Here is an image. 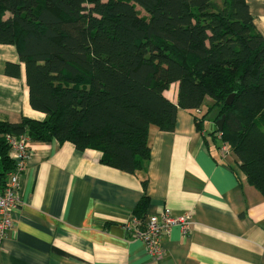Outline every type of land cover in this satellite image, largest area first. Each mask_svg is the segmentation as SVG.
Listing matches in <instances>:
<instances>
[{
  "label": "trees",
  "instance_id": "16d2710c",
  "mask_svg": "<svg viewBox=\"0 0 264 264\" xmlns=\"http://www.w3.org/2000/svg\"><path fill=\"white\" fill-rule=\"evenodd\" d=\"M0 45L20 62L3 73L19 78L23 64L29 105L44 114L0 121V191L15 171L9 137L96 150L101 164L139 175L150 127L172 132L178 109L208 98L195 119L224 117L215 133L264 198V38L243 0H0ZM147 205L143 196L134 217Z\"/></svg>",
  "mask_w": 264,
  "mask_h": 264
},
{
  "label": "crops",
  "instance_id": "0c3cea01",
  "mask_svg": "<svg viewBox=\"0 0 264 264\" xmlns=\"http://www.w3.org/2000/svg\"><path fill=\"white\" fill-rule=\"evenodd\" d=\"M243 1L264 38V0ZM7 62L20 63L17 51L0 45V121L43 120L29 105L23 64L13 78L3 73ZM166 96L177 103L176 84ZM205 103L207 111L213 102ZM206 111L178 109L172 132L151 126L150 158L139 175L101 164L96 150L30 142L20 205L0 264H264V198L248 184L235 156L222 153L216 114L211 121L209 114L201 123L195 119ZM143 196L147 208L134 217ZM166 208L174 215L192 213L193 222L185 236L177 226L162 236L165 256L153 260L124 225Z\"/></svg>",
  "mask_w": 264,
  "mask_h": 264
},
{
  "label": "built area",
  "instance_id": "2783aa9c",
  "mask_svg": "<svg viewBox=\"0 0 264 264\" xmlns=\"http://www.w3.org/2000/svg\"><path fill=\"white\" fill-rule=\"evenodd\" d=\"M217 137L221 141V135ZM10 158L15 162V171L10 175L4 191H0V249L9 231L14 225V213L20 205L19 187L20 177L29 158V140L25 137H9ZM221 151L227 156L229 147L221 141ZM193 214L186 212L174 215L169 209H164L159 215L149 216L143 221L132 218L125 223V228H132L133 237L139 239L146 253L153 260L162 259L165 249L161 246V237L169 233L172 227H179L182 235H187L191 229Z\"/></svg>",
  "mask_w": 264,
  "mask_h": 264
},
{
  "label": "water",
  "instance_id": "95a60500",
  "mask_svg": "<svg viewBox=\"0 0 264 264\" xmlns=\"http://www.w3.org/2000/svg\"><path fill=\"white\" fill-rule=\"evenodd\" d=\"M232 101V96L228 97V99L226 100L227 104H231ZM223 123H224V117L222 116L218 121H216L215 126L217 128L218 131H222V127H223Z\"/></svg>",
  "mask_w": 264,
  "mask_h": 264
},
{
  "label": "rangeland",
  "instance_id": "374dc122",
  "mask_svg": "<svg viewBox=\"0 0 264 264\" xmlns=\"http://www.w3.org/2000/svg\"><path fill=\"white\" fill-rule=\"evenodd\" d=\"M142 14H143V13H142ZM206 108H207V104L205 103V104L202 106V110H205V111H206ZM212 110H213V109H210V110H209V116H210L209 120H210V121L212 120V117H214L215 114H216V112H217V110H216V111H213V112H212ZM211 112H212V113H211Z\"/></svg>",
  "mask_w": 264,
  "mask_h": 264
}]
</instances>
